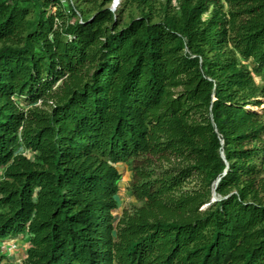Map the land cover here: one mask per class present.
Listing matches in <instances>:
<instances>
[{
	"label": "trees",
	"instance_id": "1",
	"mask_svg": "<svg viewBox=\"0 0 264 264\" xmlns=\"http://www.w3.org/2000/svg\"><path fill=\"white\" fill-rule=\"evenodd\" d=\"M115 1L0 0V246L264 264V0Z\"/></svg>",
	"mask_w": 264,
	"mask_h": 264
},
{
	"label": "rangeland",
	"instance_id": "2",
	"mask_svg": "<svg viewBox=\"0 0 264 264\" xmlns=\"http://www.w3.org/2000/svg\"><path fill=\"white\" fill-rule=\"evenodd\" d=\"M77 0H73V2L75 3ZM160 1H164V0H160ZM123 2H124V0H119V3H118V6L114 9V7H115V5H114V3H113V5L112 6H110V10L111 11H113L112 9H114V11L113 12H115V13H118V11L120 10V9H123L122 8V5H123ZM126 12V17H127V15L129 14V13H134V16H136V17H138L139 16V11L135 8V7H133L132 9H126L125 10ZM125 22H128V19H126V21ZM253 110L254 111H257V112H259L260 114H262L263 113V111H264V100H263V105H262V107H253ZM130 178V175H129V173H127L126 175H125V178L123 179V181H122V183H121V185H122V187H123V191H122V193H121V195H120V211H121V213L123 212V210H125V209H134V208H136V207H139V206H141V204L140 203H138L136 200H135V198L130 194V192L128 191V189H127V186H128V183H129V179ZM220 200H221V198H220ZM11 247L13 248L14 247V249L12 250V251H14V252H16L17 251V249H18V246L17 245H11ZM22 248V247H21ZM5 250V247L2 249V251H4ZM0 253H2L1 251H0ZM13 255H14V253H12ZM13 255H11V257L10 258H3V257H1L0 256V259H2L3 261L2 262H0V264H23L22 262H23V259L21 258V259H19V258H15V256H13Z\"/></svg>",
	"mask_w": 264,
	"mask_h": 264
},
{
	"label": "crops",
	"instance_id": "3",
	"mask_svg": "<svg viewBox=\"0 0 264 264\" xmlns=\"http://www.w3.org/2000/svg\"><path fill=\"white\" fill-rule=\"evenodd\" d=\"M13 244L18 246V249L16 252L7 248L8 245H13ZM27 245H28L27 241L23 238H19L16 241H9L6 243H2V245L0 246V251L2 252L0 253V256H2L3 258H10L11 255H13L12 253H14L13 256H15V258H19V259L22 258L24 260L26 257ZM4 247H5V250L2 251Z\"/></svg>",
	"mask_w": 264,
	"mask_h": 264
},
{
	"label": "water",
	"instance_id": "4",
	"mask_svg": "<svg viewBox=\"0 0 264 264\" xmlns=\"http://www.w3.org/2000/svg\"><path fill=\"white\" fill-rule=\"evenodd\" d=\"M118 3H119V0H116L115 3H114V5H115L114 9L118 6ZM114 9H112V10L114 11ZM223 157L225 158L224 154H223ZM219 182H220V180H218V182L216 183V185H215V187L213 189V199H212V203H215V202L220 201V197L218 196L217 191H216ZM209 206L210 205H208L206 207H209Z\"/></svg>",
	"mask_w": 264,
	"mask_h": 264
},
{
	"label": "built area",
	"instance_id": "5",
	"mask_svg": "<svg viewBox=\"0 0 264 264\" xmlns=\"http://www.w3.org/2000/svg\"><path fill=\"white\" fill-rule=\"evenodd\" d=\"M7 248H9L10 250H13L14 249V247L12 248L11 245H8Z\"/></svg>",
	"mask_w": 264,
	"mask_h": 264
}]
</instances>
